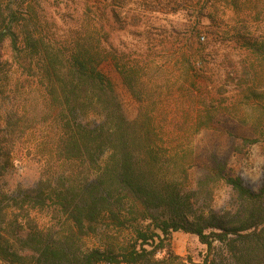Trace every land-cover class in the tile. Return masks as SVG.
Masks as SVG:
<instances>
[{
	"label": "trees",
	"instance_id": "obj_1",
	"mask_svg": "<svg viewBox=\"0 0 264 264\" xmlns=\"http://www.w3.org/2000/svg\"><path fill=\"white\" fill-rule=\"evenodd\" d=\"M45 32L29 0H0V264H177L175 233L206 248L193 264H264V184L253 191L217 162L193 181L190 147L155 125L141 62L94 32ZM237 39L264 58V39ZM108 61L140 105L133 121L100 70ZM40 129L41 174L9 194L16 142ZM221 186L230 198L215 208Z\"/></svg>",
	"mask_w": 264,
	"mask_h": 264
},
{
	"label": "rangeland",
	"instance_id": "obj_2",
	"mask_svg": "<svg viewBox=\"0 0 264 264\" xmlns=\"http://www.w3.org/2000/svg\"><path fill=\"white\" fill-rule=\"evenodd\" d=\"M29 4L51 41L66 42L94 32L106 50L141 62L149 94L157 101L152 108L155 125L174 133L181 147H190L193 181L203 180L217 162L251 190L263 186L264 58L236 39L256 44L264 39V0H29ZM9 56L6 50L4 57ZM100 70L110 80L125 119H136L140 105L113 65L104 62ZM190 131L189 145L185 134ZM31 133L16 142L15 167L5 180L9 194L41 174V129ZM245 141L250 144L244 146ZM229 198L226 186L216 189L215 208ZM171 251L179 258L177 264L200 263L206 254L194 236L183 233L172 235Z\"/></svg>",
	"mask_w": 264,
	"mask_h": 264
}]
</instances>
